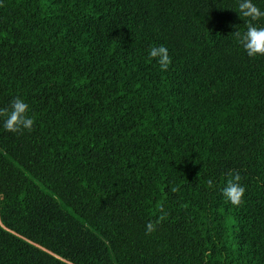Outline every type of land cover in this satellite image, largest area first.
<instances>
[{
    "label": "trees",
    "instance_id": "obj_1",
    "mask_svg": "<svg viewBox=\"0 0 264 264\" xmlns=\"http://www.w3.org/2000/svg\"><path fill=\"white\" fill-rule=\"evenodd\" d=\"M238 3L0 0V108L34 119H0V264H264V56Z\"/></svg>",
    "mask_w": 264,
    "mask_h": 264
},
{
    "label": "clouds",
    "instance_id": "obj_2",
    "mask_svg": "<svg viewBox=\"0 0 264 264\" xmlns=\"http://www.w3.org/2000/svg\"><path fill=\"white\" fill-rule=\"evenodd\" d=\"M238 7L240 17L248 19L247 31L241 34L240 31L236 30L232 35L237 38L250 58L264 56V27H257L253 23L264 17V12L252 0H239ZM149 57L157 60L162 71H167L171 64L168 50L162 45L151 47ZM28 111V104L20 98L12 100L9 108H0V119L3 120L4 129L11 133L31 132L33 130L34 119L27 115ZM228 176L229 179L222 194L232 205L239 206L243 202L245 195V188L240 184L241 176L238 172L233 173L231 171L228 173ZM207 183L211 188L213 181L209 179ZM172 190L176 191V189ZM161 213L160 219L162 220L164 219L163 208H161ZM158 223L159 221L156 223L149 222L146 225V234L154 232Z\"/></svg>",
    "mask_w": 264,
    "mask_h": 264
}]
</instances>
